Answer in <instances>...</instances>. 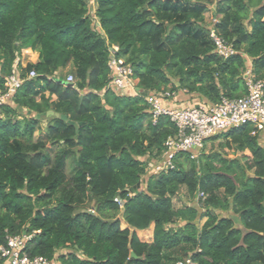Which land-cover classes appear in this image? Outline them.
Returning <instances> with one entry per match:
<instances>
[{
    "label": "trees",
    "instance_id": "obj_1",
    "mask_svg": "<svg viewBox=\"0 0 264 264\" xmlns=\"http://www.w3.org/2000/svg\"><path fill=\"white\" fill-rule=\"evenodd\" d=\"M93 6L0 0V92L14 73L22 81L0 109V246L26 233L25 253L55 264H264V135L231 129L154 174L147 160L161 158L176 129L167 117L152 123L146 103L168 93L169 107L179 94L213 105L246 94L247 69L264 80V0ZM211 30L236 54L220 57ZM113 47L136 94L109 86ZM23 50L37 62L22 67ZM215 142L219 151L205 153ZM182 189L196 205L174 207ZM151 225L152 241L141 242L135 232Z\"/></svg>",
    "mask_w": 264,
    "mask_h": 264
},
{
    "label": "built area",
    "instance_id": "obj_2",
    "mask_svg": "<svg viewBox=\"0 0 264 264\" xmlns=\"http://www.w3.org/2000/svg\"><path fill=\"white\" fill-rule=\"evenodd\" d=\"M210 37L216 47V53L220 57L227 59L236 54L232 46L226 44L212 30ZM116 49L113 47L109 50L111 53L109 68L112 71L109 86L117 92L124 93L130 90L136 94V89L130 79L132 75L130 67L126 66L122 59L113 57ZM248 71L245 74L244 83L246 94L238 99L221 98L217 104L213 105L201 102L195 106L186 105L175 108L166 106V99H170L174 95L154 93L146 98L152 123H155L159 117H167L176 129V134L169 137L164 143L165 151L158 165L153 167L154 174L172 169V162L178 154L190 153L191 159L196 158L207 139L231 129L250 126L252 136L264 135V80L255 79ZM35 76L33 71L28 74L29 78ZM72 82L73 77L67 75L63 83ZM21 83L22 81L16 73L8 77L5 90L0 92V109L10 101ZM199 196L202 197V195ZM32 238L33 234L26 233L15 237H6L5 246H0V264H55L49 259L31 258L25 253L26 246ZM176 264L193 263L190 260H185Z\"/></svg>",
    "mask_w": 264,
    "mask_h": 264
},
{
    "label": "rangeland",
    "instance_id": "obj_3",
    "mask_svg": "<svg viewBox=\"0 0 264 264\" xmlns=\"http://www.w3.org/2000/svg\"><path fill=\"white\" fill-rule=\"evenodd\" d=\"M93 0H91V8H92V10H93ZM214 6H212V7H209L208 9V11L205 13V15H204V21H205V23L208 25L211 21H213V12H214ZM25 52V51H24ZM24 52H22V54H21V59H22V62L25 64V63H33L34 62V60H35V54H34V56L33 55H27L26 53H24ZM22 56H24V57H22ZM70 69L68 68V71H69ZM247 70H249L248 71V73H250V75H252L253 76V74H252V72H251V70L250 69H247ZM68 71H67V73H63V74H61L62 75V77L63 78H65L66 77V75L68 74ZM246 73V72H245ZM187 106H189V105H187ZM38 136H36V138H37ZM39 138V137H38ZM210 151H219V142H215V143H213V145L212 144H210V143H207L206 144V148H205V153H208V152H210ZM223 153H226L227 155H228V157L229 158H234V157H236V155H234L231 151H228V150H224V152ZM243 155L245 156V157H248V158H250V154L248 153V152H244L243 153ZM239 158H240V156H239ZM159 160L160 159H156V160H151V159H149V160H147L148 161V169H150L149 170V172L151 171L152 172V170H151V168L153 169V167H155L156 165H158V163H159ZM242 160V159H241ZM242 161H244V160H242ZM73 162H72V159H69L68 161H67V167H69V165L70 164H72ZM66 167V168H67ZM173 204H174V207L175 208H181V207H184V206H187V205H196L197 204V199L195 198H190L187 194H186V192H185V190L184 189H182L180 192H179V194H178V196H176L175 197V199H174V201H173ZM91 213H94V211H92ZM221 215H230L231 216V212H228V213H222ZM204 223V220H202L199 224H200V226L202 225ZM126 228V225L123 223V222H121V229H125ZM136 233V235H137V237L139 238V240L141 241V242H145V243H150L151 241H152V235H153V225H151L147 230H145V231H136L135 232ZM68 251H70L69 249H67V250H63V251H61L62 253H67Z\"/></svg>",
    "mask_w": 264,
    "mask_h": 264
},
{
    "label": "crops",
    "instance_id": "obj_4",
    "mask_svg": "<svg viewBox=\"0 0 264 264\" xmlns=\"http://www.w3.org/2000/svg\"><path fill=\"white\" fill-rule=\"evenodd\" d=\"M25 51V52H24ZM22 52H24V53H26L27 55H33L34 56V54H35V60H34V62L33 63H35V62H37V58H38V54L36 53V52H32L31 50H23ZM22 57H24V56H22ZM23 59V58H22ZM22 59H21V65H22V67H25L28 63H23L22 62ZM67 71H68V69H66V70H64V71H62L61 73L63 74V73H67ZM67 75H70L69 73L67 74ZM66 75V76H67ZM172 103V107H183V106H186V105H189L190 106V103L188 102V99L186 98V96H184V95H181V94H179V95H177L176 97H175V99L172 101V102H170V104ZM195 102H192V104H194Z\"/></svg>",
    "mask_w": 264,
    "mask_h": 264
},
{
    "label": "water",
    "instance_id": "obj_5",
    "mask_svg": "<svg viewBox=\"0 0 264 264\" xmlns=\"http://www.w3.org/2000/svg\"><path fill=\"white\" fill-rule=\"evenodd\" d=\"M66 86L67 87H71V85H68V84ZM46 115L47 116H55L56 118H62L63 120L66 119V117L60 116L59 114L53 113L52 111L47 112ZM75 127H77V126L75 125ZM131 258H135V255L134 254H131Z\"/></svg>",
    "mask_w": 264,
    "mask_h": 264
},
{
    "label": "clouds",
    "instance_id": "obj_6",
    "mask_svg": "<svg viewBox=\"0 0 264 264\" xmlns=\"http://www.w3.org/2000/svg\"><path fill=\"white\" fill-rule=\"evenodd\" d=\"M90 212H92V211H90Z\"/></svg>",
    "mask_w": 264,
    "mask_h": 264
}]
</instances>
